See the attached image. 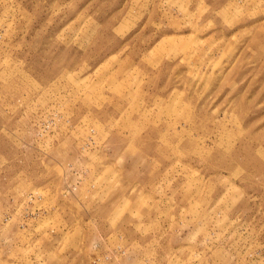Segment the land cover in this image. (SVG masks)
Listing matches in <instances>:
<instances>
[{"label": "rangeland", "instance_id": "obj_1", "mask_svg": "<svg viewBox=\"0 0 264 264\" xmlns=\"http://www.w3.org/2000/svg\"><path fill=\"white\" fill-rule=\"evenodd\" d=\"M0 264H264V0H0Z\"/></svg>", "mask_w": 264, "mask_h": 264}]
</instances>
